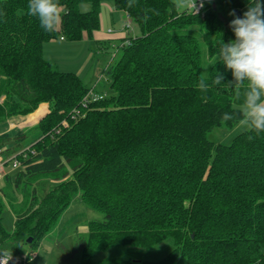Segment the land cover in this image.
Returning <instances> with one entry per match:
<instances>
[{
	"label": "trees",
	"instance_id": "obj_1",
	"mask_svg": "<svg viewBox=\"0 0 264 264\" xmlns=\"http://www.w3.org/2000/svg\"><path fill=\"white\" fill-rule=\"evenodd\" d=\"M103 1L60 0L62 24L49 33L27 14L29 0H0V123L48 105L27 132L0 133V154L19 162L0 177V252L35 251L80 194L104 218L88 222L79 264H264V132L244 130L226 145L207 137L238 123L245 88L217 55L221 40L235 39L229 13L242 17L248 0H205L196 16L173 0H109L139 34L106 70L114 95L84 106L94 90L52 67L42 46L91 37ZM48 179L56 182L39 199Z\"/></svg>",
	"mask_w": 264,
	"mask_h": 264
},
{
	"label": "rangeland",
	"instance_id": "obj_2",
	"mask_svg": "<svg viewBox=\"0 0 264 264\" xmlns=\"http://www.w3.org/2000/svg\"><path fill=\"white\" fill-rule=\"evenodd\" d=\"M261 2L264 3V0H261ZM78 6L79 10L83 12L90 9L89 2H81ZM99 19V35L97 37L83 36L77 41L61 40L60 38L52 39L43 43L42 54L43 58L55 69L75 73L85 87L102 91L104 97H110L114 95V92L109 88V75L106 70L118 60L121 54L122 41L139 34V28L131 20L129 27L126 29L124 27V13L114 10L112 2L109 0L101 2ZM94 33L96 32L94 31ZM119 35H123L124 39ZM42 109L39 108L35 112L33 111L24 116L8 118L6 123H0V133L5 130L8 132L16 130L27 132L44 117V115L41 117L43 114ZM33 113L36 114L35 120L27 121V117ZM2 121L0 120V122ZM242 131L244 129L240 128L237 123L231 128H214L209 131L207 137L212 142L226 145ZM7 146L12 148V143L7 144ZM24 149L22 145L16 147L17 153H23ZM14 155H5L4 157V154H0V159L7 163L12 160ZM9 169L10 163L4 168L3 174L5 175ZM16 169H11L9 172L14 173ZM55 182L52 179L40 182L37 185V197L40 199ZM0 186H2V179H0ZM103 218L104 215L98 210L90 208L82 200L80 194L75 195L61 213L54 228L41 239L35 250L36 257L31 264H79V245L86 236L88 222L92 220L100 221ZM14 219L12 208L6 204L2 213L3 228L10 231ZM26 247L23 251L27 250ZM108 254V252L99 253L94 257V260L103 259ZM120 254L123 255V251Z\"/></svg>",
	"mask_w": 264,
	"mask_h": 264
},
{
	"label": "clouds",
	"instance_id": "obj_3",
	"mask_svg": "<svg viewBox=\"0 0 264 264\" xmlns=\"http://www.w3.org/2000/svg\"><path fill=\"white\" fill-rule=\"evenodd\" d=\"M205 0H173L174 7L196 16L204 7ZM131 7V2L129 3ZM27 14L38 19L45 32H53L62 24L63 5L60 0H29ZM232 20L229 28L235 39L224 43L221 40L217 60L222 61L231 71L237 88L243 86V101L238 109V126L257 134L264 132V3L248 0V8L243 16L235 11L229 13ZM214 66V65H213ZM224 76L216 72L212 83L222 84ZM198 87L207 91L210 87L202 76ZM234 115L225 113V121ZM12 254H0V264H8Z\"/></svg>",
	"mask_w": 264,
	"mask_h": 264
},
{
	"label": "built area",
	"instance_id": "obj_4",
	"mask_svg": "<svg viewBox=\"0 0 264 264\" xmlns=\"http://www.w3.org/2000/svg\"><path fill=\"white\" fill-rule=\"evenodd\" d=\"M197 3L199 4L200 0H197ZM130 21H131V19H130L129 15L125 14L124 27L126 29L129 27ZM60 39H62V38H60ZM100 98H102L101 95H98V94L94 93L92 90H90L87 93V97H85V99L83 100V105L86 106L88 101L96 100V99H100ZM76 113H78V111H76ZM11 163H12V167H14V168L19 166V162L16 159H13L11 161ZM5 164H6L5 161H2L0 159V177L3 175V170L5 168ZM0 254H3V252H0ZM35 257H36L35 251H30V252L24 251V252L12 255V259L8 261V264H29Z\"/></svg>",
	"mask_w": 264,
	"mask_h": 264
},
{
	"label": "crops",
	"instance_id": "obj_5",
	"mask_svg": "<svg viewBox=\"0 0 264 264\" xmlns=\"http://www.w3.org/2000/svg\"><path fill=\"white\" fill-rule=\"evenodd\" d=\"M101 5V4H100ZM114 10H116L115 8H114ZM116 11H119V10H116ZM123 12V11H122ZM124 13V12H123ZM124 16H125V13H124ZM102 28V27H101ZM98 30H99V28L97 29V30H95V32L96 33H92V36L91 37H97L99 34H98ZM119 36H123V35H119ZM90 37V38H91ZM123 38V37H122ZM124 39V38H123ZM62 40V39H61ZM97 42V41H96ZM99 48V47H98ZM93 90H94V92L96 93V94H98V95H104V93L102 92V91H98V90H96V89H94V88H92ZM39 108H43L42 109V112H43V114L41 115V117L43 116V115H45L47 112H48V105H47V103H40L39 105H38V107L34 110V112L37 110V109H39ZM38 118V117H37ZM33 120H35V119H33ZM8 124V123H7ZM5 131H7V130H5Z\"/></svg>",
	"mask_w": 264,
	"mask_h": 264
},
{
	"label": "bare ground",
	"instance_id": "obj_6",
	"mask_svg": "<svg viewBox=\"0 0 264 264\" xmlns=\"http://www.w3.org/2000/svg\"><path fill=\"white\" fill-rule=\"evenodd\" d=\"M36 114L33 113V114H30L28 117H27V121L28 120H33L35 118ZM26 121V120H25ZM26 123V122H25Z\"/></svg>",
	"mask_w": 264,
	"mask_h": 264
},
{
	"label": "water",
	"instance_id": "obj_7",
	"mask_svg": "<svg viewBox=\"0 0 264 264\" xmlns=\"http://www.w3.org/2000/svg\"><path fill=\"white\" fill-rule=\"evenodd\" d=\"M237 16H241L238 10H234ZM31 241V238H28L27 243Z\"/></svg>",
	"mask_w": 264,
	"mask_h": 264
}]
</instances>
